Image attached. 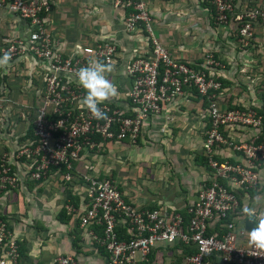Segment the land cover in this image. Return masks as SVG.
I'll use <instances>...</instances> for the list:
<instances>
[{
	"label": "built area",
	"instance_id": "1",
	"mask_svg": "<svg viewBox=\"0 0 264 264\" xmlns=\"http://www.w3.org/2000/svg\"><path fill=\"white\" fill-rule=\"evenodd\" d=\"M57 1L0 0V8L16 12L30 26L29 37L9 40L0 51L2 56L9 54L11 60L31 54L45 65L44 92L33 122V138L17 152V158L26 161L33 180L50 174H59L66 182L76 180L82 199L77 206L67 203L65 208L78 219L79 228L87 230L94 243L103 248L104 260L97 264H135L148 260L155 248L169 247L180 240L197 246V252L187 256L183 264H217L211 262L212 255L221 264H264V252L249 244L248 229L234 220L227 221L239 210L241 192L260 184L264 141L259 142L258 134L237 140L225 133L226 128L237 126L261 132L263 114L251 108L223 109L219 102L223 83L216 69L221 63L214 55L207 54L199 66L176 59L156 35L149 0H116V6L127 9L126 29L143 38L144 44L126 68L131 84L124 98L100 105L107 119L93 117L83 104L86 93L74 74L92 60L114 65L119 49L106 40L65 54L47 24V13ZM235 1L214 0L220 22H228ZM260 18H264L261 9L236 16V31L243 46L251 45L254 25ZM187 90L197 91L207 101L210 125L205 132L204 154L211 171L197 200L187 208L188 222L179 212L144 208L127 201L119 185L112 178L96 174L92 166L87 172L73 174L74 163L90 152L101 151L106 140L136 143L147 118L160 113ZM222 146L236 152L240 160L219 156ZM19 182L10 159L0 157V194L17 188ZM213 224L222 231L208 233ZM96 226L102 227V234ZM19 242L8 220L0 216V264H22ZM53 264L85 263L72 254H62Z\"/></svg>",
	"mask_w": 264,
	"mask_h": 264
},
{
	"label": "crops",
	"instance_id": "2",
	"mask_svg": "<svg viewBox=\"0 0 264 264\" xmlns=\"http://www.w3.org/2000/svg\"><path fill=\"white\" fill-rule=\"evenodd\" d=\"M115 3L116 0H58L47 13L48 27L65 54H75L80 46L106 40L116 43L118 57L111 71L105 73L118 90L110 100L124 98L131 84L126 68L144 44L143 38L126 29L127 9ZM149 7L156 35L176 59L199 66L211 53L221 63L216 69L224 83L219 98L223 109L263 110L264 116V18L256 21L248 47L242 45L236 31V16L264 10V0H236L228 22L217 19L214 0H149ZM29 32L28 20L0 8V48L14 38L29 37ZM44 66L39 58L26 53L0 67V157L10 159L20 180L17 188L0 194V216L7 217L10 228L23 243L26 258L22 264H53L62 254H72L85 264H97L104 260L103 251L87 230H81L80 249L74 247L71 233L78 219L72 217L64 223L57 217L67 204L65 184L69 182L59 174L33 180L26 161L17 158V152L33 138V122L44 92ZM206 109L205 100L187 90L160 113L147 118L136 143L106 140L101 151L90 152L74 163L73 174L87 172L92 166L96 174L112 178L127 201L188 215V206L197 200L198 191L211 175L208 165L199 160L210 125ZM225 133L237 140H248L261 132L237 126L226 128ZM218 151L219 156L240 160L226 146ZM68 185L80 203L81 187L76 180ZM245 206L264 211V168L258 187L241 192L239 210L231 215L239 227L246 228L249 218L242 213ZM27 216L46 221L47 229L35 218L32 226H25ZM214 226V232L222 231ZM211 262L221 264L220 259Z\"/></svg>",
	"mask_w": 264,
	"mask_h": 264
},
{
	"label": "clouds",
	"instance_id": "3",
	"mask_svg": "<svg viewBox=\"0 0 264 264\" xmlns=\"http://www.w3.org/2000/svg\"><path fill=\"white\" fill-rule=\"evenodd\" d=\"M10 60L11 57L7 53L0 57V67L7 66ZM110 71L111 66L92 60L74 74V78L86 93L83 104L93 117L98 119H107V114L100 105L117 95L115 84L105 75ZM242 213L249 218L252 225L248 229L249 244L258 251L264 252V211L257 212L253 207L245 206Z\"/></svg>",
	"mask_w": 264,
	"mask_h": 264
},
{
	"label": "trees",
	"instance_id": "4",
	"mask_svg": "<svg viewBox=\"0 0 264 264\" xmlns=\"http://www.w3.org/2000/svg\"><path fill=\"white\" fill-rule=\"evenodd\" d=\"M212 7V6H211ZM222 80V78H221ZM223 83V81H222ZM224 84V83H223ZM195 93L199 95V93L197 91H195ZM205 100V102L207 103L206 99L203 98ZM263 110H261L260 114H262ZM264 122V120H263ZM33 132V130H32ZM259 142H263L264 141V132L261 131L260 136H259ZM199 160L201 161L202 164L208 165V159L206 155H200L199 156ZM62 173H65L66 169L63 168L62 169ZM47 176V175H46ZM44 176L42 178V180L46 177ZM71 183V182H69ZM68 183V184H69ZM68 184H65V197H66V203H73L76 206L79 204V200L80 198L78 196H76L73 192L72 187ZM253 190V189H251ZM58 219L64 223H69L70 220L72 219V215L67 213L66 208L64 207L59 214L57 215ZM3 219H6L7 217L2 216ZM190 218V215H184V219L186 222H188ZM232 220V216H230L227 221ZM77 226L73 229L71 235H72V239H73V244L74 247L79 250L80 249V243L82 241L81 238V229L79 228V221L77 220ZM95 229L97 230V232L99 234H102V227L101 226H96ZM118 231H120V233H125V229H120L118 228ZM214 231L212 229L208 230V233H213ZM19 246H20V252H21V263L24 262V259L26 258V254H25V249H23V243L19 242ZM103 254L105 253L103 248H102ZM197 252V246L193 243V242H183V241H179L176 243H172L170 244L169 247H163L160 246L158 248H155L152 253L149 254L148 256V260H143V261H139L135 264H183L184 260L187 256L195 254ZM213 259L218 260V258L215 255L211 256Z\"/></svg>",
	"mask_w": 264,
	"mask_h": 264
},
{
	"label": "rangeland",
	"instance_id": "5",
	"mask_svg": "<svg viewBox=\"0 0 264 264\" xmlns=\"http://www.w3.org/2000/svg\"><path fill=\"white\" fill-rule=\"evenodd\" d=\"M119 96L122 97L121 94H119ZM111 163L114 164V159L111 160ZM34 218H35V221H36L37 223H39L40 225H44V226L46 227V229H47L48 225H46V221H44V220H42L41 218H38V217H31V216H30V218H29V217L27 216V222H25L24 225H25V226H27V225L32 226V223H31V222H33ZM160 264H161V263H160Z\"/></svg>",
	"mask_w": 264,
	"mask_h": 264
},
{
	"label": "water",
	"instance_id": "6",
	"mask_svg": "<svg viewBox=\"0 0 264 264\" xmlns=\"http://www.w3.org/2000/svg\"><path fill=\"white\" fill-rule=\"evenodd\" d=\"M251 223L249 222V219L246 221V228L247 229H250L251 228Z\"/></svg>",
	"mask_w": 264,
	"mask_h": 264
}]
</instances>
